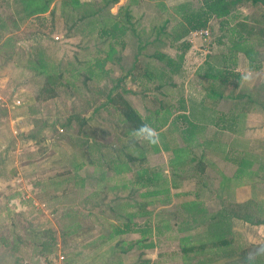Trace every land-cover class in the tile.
Masks as SVG:
<instances>
[{"label": "rangeland", "instance_id": "obj_1", "mask_svg": "<svg viewBox=\"0 0 264 264\" xmlns=\"http://www.w3.org/2000/svg\"><path fill=\"white\" fill-rule=\"evenodd\" d=\"M25 1L0 0V113L4 114V110L7 112L0 120V170L3 176L8 175L4 177L5 180L12 181L0 190V264H140V259H149L148 264H196L198 259L204 258L213 259L207 264H254L257 259H264L263 224L247 222L229 214L225 226L231 242L228 245H214L208 233L209 217L203 219L199 214H189L183 204L193 195L182 193L172 195L168 203L157 202L148 207L152 212L151 222L154 219L161 222L166 220L170 225L168 232L153 235V248L144 249L141 255L136 247L124 254L119 252L114 247L118 238L132 240L138 238L139 233L130 232L111 239L106 235L112 230V224L123 221L125 208L119 204L140 201V197H137V193L130 194L128 190H113L110 187L121 185L141 166L132 163L135 169L132 173L114 176L111 167L104 163L88 164L71 142H80L77 139L78 123L73 120L70 125L62 126L67 116L73 113L85 117L89 138L113 148L110 152L102 149L109 153H106V159H110L114 152H118L115 146L118 142L124 143V139L120 137L114 122L117 118L114 111L105 106L99 107L103 98L91 92V88L99 85L105 92L111 88L114 91L124 89V96L142 116L158 107L156 97L165 104L170 102L174 108L178 105V99L183 97L187 105V95L197 100L207 93L208 88L221 85L220 75L201 79L194 73L200 70L198 73L202 75V71H208L200 65L206 59V54L209 55L207 60L210 58L218 66L215 68L217 70L209 73L220 72L230 82L236 83L242 68L245 71L250 69L242 52L245 60L243 67L238 66V53L231 49L230 37L235 36L234 23L245 20L257 31L264 30V0H229L235 1L231 7L234 19L229 17L223 26L224 36H221L219 28L220 19L214 16L208 24L211 31L208 42L189 35L190 43L198 40L200 44L197 47L192 45L185 53L183 71L174 78L176 86L167 85L161 90L165 96L153 89L156 82L145 83L140 77L132 80V76L150 61L148 56L155 50L172 56L177 53L176 44H171L162 34L161 40L156 41L157 35L151 28L162 26L168 18L166 29L170 30L178 17L175 13L178 5L187 4L197 8L204 0H142L138 4H131L133 20L137 19L139 30L145 29L138 35H141L140 42L137 44L136 38L127 33L126 47L104 65L108 71L106 77L89 80L85 85H82L87 72L85 67L95 58H102L109 46L107 37H98L105 25L98 21L90 24L92 18L79 20L77 17L87 11L99 15L98 8L103 1L80 0L92 3L91 6L85 5V10L72 7L68 1L54 0L48 10L40 12L33 2L26 9ZM117 5L105 6L101 15L94 16V19H110L118 10ZM164 5L166 8H163ZM245 41V45L253 47L257 60L261 61V68L250 70L254 77L251 82L234 85L233 90L228 86L227 93L230 94L244 91L243 97H239L241 99L226 101L232 103V109L239 107L241 102L242 105L248 102L253 107L254 104L264 103L263 94L256 90L264 80V34ZM37 52L41 59L54 66V70L64 71L63 77L73 79L74 85L71 86L65 85L64 80L55 84L58 96L53 99L39 101L36 98L45 79L44 74L38 73L37 67L31 65ZM233 57H237L235 68L226 69V60ZM129 70L132 71L130 74ZM72 75H76L75 80ZM120 77H124L121 82L117 81ZM16 101H19L18 105ZM180 114H174L175 119ZM181 124L185 125V122H177V125ZM174 134L176 138L178 135L174 132L173 140ZM195 151L199 152L198 149ZM89 155L97 160L99 154L91 150ZM170 157V152L155 153L149 149L147 159L141 164L150 173L156 170L168 173ZM256 169L254 165V171ZM261 170L252 176L247 174L244 180H249V191L245 189L237 194L239 198L235 192H232L231 201H227V196L220 198L215 193H202L206 200L203 206L205 211L215 214L227 210L250 215L252 221L263 219L264 168ZM204 175L207 180L217 178L214 171H207ZM194 182V179L183 181L192 186ZM241 199L245 200L238 201ZM143 220L145 217L134 219L137 223ZM38 231L55 237V244L47 256L41 253L40 243H48L50 238L37 236ZM186 235L191 240H181ZM200 242L205 245L203 250L189 251V258L185 259L181 247L196 246ZM249 254H252L251 259Z\"/></svg>", "mask_w": 264, "mask_h": 264}, {"label": "trees", "instance_id": "obj_2", "mask_svg": "<svg viewBox=\"0 0 264 264\" xmlns=\"http://www.w3.org/2000/svg\"><path fill=\"white\" fill-rule=\"evenodd\" d=\"M31 1V2H30ZM54 0H26L25 6L27 7L33 2L36 3L39 7V11H45L49 9L50 4ZM68 1L71 6L75 8H83L85 5H92V3H83L80 0H62V2ZM119 0H103V6L98 8V13L101 15L102 10L105 6H111L117 3ZM235 1L227 0H205L203 3L197 7L192 8L187 4L178 5L175 9V13L178 16L175 24L170 30L166 29L169 19L166 18L163 22V25L157 28H152L156 33V41L161 40V34L163 37L168 38L171 41V44H176L177 53L175 56H172L168 53H165L161 50H155L150 57V61L145 63V67L140 68L136 75L132 76V80L137 78L143 79L145 83H154L153 89L161 92L164 86H176L174 78L177 75H180L183 71V60L185 53L189 50L191 43L189 42L188 36L192 30L208 27L209 20L214 16L219 21V28L222 31L221 36H224L223 32L225 31L223 26L227 24L228 18L234 19V15L231 13V7ZM187 5V6H186ZM33 6V5H32ZM166 8V7H163ZM24 9V10H26ZM86 10V9H85ZM32 11V10H31ZM30 12V9H29ZM97 13L84 12L79 15L77 18L79 20L92 18L89 23H95L96 21L105 25V28H101L98 37L108 39V50L102 58H95L90 64H88L85 69L87 72L82 81V85H85L86 82L92 79H102L107 75V69L104 65L108 61H112L115 58L120 50H123L126 46V41L124 37L127 34V31L132 30L134 27L133 15L130 13L129 9L119 8V10L109 17H103V20L94 19V16H99ZM234 34L235 36L230 37L232 42V48L238 52H242L246 59L248 60V66L250 70H257L261 68V61L257 60V54L253 51V47L245 45V40H248L250 37L259 36L264 34V30L257 31L254 26L248 24L245 20H236L234 23ZM221 36L220 40L221 41ZM35 59L31 60L32 67H37V72L44 74L45 79L43 85L37 95V100L45 101L48 99H53L58 96V91L55 84L64 80L65 85L71 86L74 85L73 79H67L64 76V71L54 70V66H51L46 59H41L39 52H37ZM236 55V54H235ZM147 57V58H148ZM237 64V57L233 59H227L225 62L226 69H234ZM35 65V66H34ZM132 71L129 70L128 74ZM78 76V73H77ZM127 76V74L125 75ZM75 77L76 75H72ZM122 78L120 77L117 81L121 82ZM91 92L98 94L103 99V103L99 107L105 106L106 109L114 111L116 119V127L118 129L119 135L124 139V143L118 142L115 146V149L118 150L117 153L106 159V153L113 150L109 145L98 142L95 139H90V132L86 129L87 119L82 117L79 113H73L72 115L67 116V120L62 124L63 127L68 126L74 120L78 123V137L77 140L71 141L74 146L80 152V156L85 158L88 164L101 165V163L106 166L111 167L113 170L114 176H120L122 174L132 173L135 169L132 167V163L140 164L139 168L135 170V174L125 179L121 185H113L110 187L113 190H128L130 194L137 193V197H140V201H125L120 203V207L125 208V213L123 215V221L117 224H112V230L106 235L107 238L119 237L120 235L126 233H139V237L126 240L124 238H118L114 244V247L119 250L121 253H127L133 247H136L140 250L139 254H143V250L147 248H153L155 242L152 240L153 235L159 236L169 230V223L167 221H158L153 220L151 222L150 215L152 212L148 209L149 206L160 202L168 203L172 194V188H178L181 185L182 180L186 179L188 172L191 171L190 164L194 163L195 170L193 171L192 177L198 184L197 176H201L205 172V165L203 161L196 160L190 155V148L187 143V140L194 135L197 131L193 127L192 123L188 120L187 115L185 114L186 105L183 97L178 99V105L173 107L170 102L162 101V99H156L159 101L158 107L154 110H149V114L146 116L140 115L135 107L124 96L123 90H113V88L106 90V92L101 89V87H96L95 89L91 88ZM165 96V93L163 94ZM88 103V102H87ZM88 105V104H87ZM181 108L183 110L180 116L188 124L186 127L179 129V134L181 136L182 142L178 143L177 141L171 142V136L176 130V119L171 120L172 115L177 111L176 109ZM184 112V113H183ZM113 114V115H114ZM114 115V117H115ZM142 123L150 124L153 128L159 133V143L155 146H150L146 142L143 144H137L136 148L132 151L129 150V140L130 133L133 129H136L142 125ZM176 124V125H175ZM87 138V139H86ZM81 139V140H80ZM90 141L88 142L87 140ZM107 149V152H103L102 149ZM156 152H170L171 157L169 158L170 162V171L167 173L163 170H156L152 173L147 171V168L143 166V163L147 159V150ZM91 150L98 152V159L94 160L89 154ZM109 155V153H107ZM121 154V155H120ZM99 160V164L97 163ZM252 163L251 159H243L237 168V173L239 175L243 174ZM189 167V168H188ZM180 170V171H179ZM195 174L197 176H195ZM100 179H103V176H100ZM199 194L196 192L194 194V199L190 201L187 200L186 204H183V207L191 215H201L203 219L209 217L210 221L208 222V233L212 238V243L214 245H228L231 240L225 223L227 224V216L237 217L245 221H250L254 223H259L264 225V218H257L252 221L250 215H240L238 213H232L230 211H217L215 214H207V211L197 202L195 199ZM205 211V212H204ZM230 214V215H229ZM137 217H145V220L142 223H137L134 221ZM155 218V217H154ZM227 220V221H226ZM37 236L43 237L47 236L50 238V242L40 243L41 253L45 256L51 252V248L55 244V237L50 236L48 233L43 231H38ZM181 240L189 241L191 240L189 235L182 237ZM204 244L200 242L196 246L190 245L182 246L181 250L184 254V258L188 259L189 251L192 250H203ZM213 261V259H198L196 264H207V262ZM140 264H148L149 259H140ZM254 264H264V259H257L254 261Z\"/></svg>", "mask_w": 264, "mask_h": 264}, {"label": "crops", "instance_id": "obj_3", "mask_svg": "<svg viewBox=\"0 0 264 264\" xmlns=\"http://www.w3.org/2000/svg\"><path fill=\"white\" fill-rule=\"evenodd\" d=\"M121 1V3L117 2L113 4H118L117 6H115L118 8V10L119 8H126L130 10L131 4H138L142 0ZM128 1L130 2L127 3ZM145 1L157 2L159 0ZM157 4L161 5V3ZM163 7H165V5ZM130 13L134 17V13L131 10ZM138 26L139 25L137 19H134L133 29L127 31V33H131L136 38L137 44L140 42L139 38L141 35L138 36L139 33L141 34L145 30H139ZM124 39L125 41H127L126 36L124 37ZM194 43H191V46L194 45V47H197L199 46L200 41L197 40ZM191 46L189 49H191ZM237 56L238 66L241 65V67H243V62L245 58H242V54L240 52H238ZM207 57H209V55L206 54V59L204 60L205 63L203 61L202 63L204 64L202 65L201 63L200 65L205 67L208 71H202V75L198 73L200 70H196L194 73L201 79H206V77L209 76L217 78V76L220 75L222 76L219 82L221 85L214 83L215 86L208 88V90L205 91L207 93H205V95L201 96L200 99L197 100H195L194 98H190L189 95H187L189 99H187L188 102L186 105L185 114L187 115L188 120L192 123L193 127L197 129L194 135H192L187 140V143L190 148V155L196 160L203 161L205 165L204 174L207 171H214L217 178H214L213 180L210 178L209 180H207L204 174H202L201 176H197L195 174V176L198 177L197 181L199 180L198 184H196V181L193 183V186L187 183H183V181L185 180L184 179L182 180L181 185L178 188L171 189L172 195L181 193L187 194L189 196L193 195V197L185 199L184 201H190V199L193 200L195 198L194 194L197 192L199 195L195 200L199 202L202 207L205 206L206 202L205 198H203L202 196V193H215L214 195H217L220 198L222 196H227V201H231V198L233 197L232 192H235L236 197H238L237 194L243 192L245 189L249 191V180H244V178L247 177V174L249 176L258 174V172L260 173V171H262L261 169L264 168V150L261 151L264 145V103L261 102L254 104L253 107V105H250L248 102H245L243 105L241 102V105H239V107H234L232 109V103H227L226 101H235L237 99H241L239 97H243L244 93H242V89V91H239L240 93L233 92L232 94L227 93V90L228 86L230 88L232 87V90L235 89V86L237 84L239 85V79L236 83H233L230 82V80L227 79V77L223 76L224 74L220 72H218V74L209 73L213 70H217L215 68H218V66L215 65L210 58H208L207 60ZM197 68L198 67H196V69ZM243 71H245V68H242L240 72ZM238 78L240 77L238 76ZM259 86L260 87H258L256 90L259 92L260 95L263 94L264 97V80L261 81ZM204 98L206 99L204 100ZM247 101H249V99H247ZM245 105H247L248 108H246ZM176 110L177 111L174 114L181 113L183 111L181 110V108ZM2 112H4V114L0 113V120L2 117H4V115L7 114L5 110ZM174 114L172 115L171 120L175 118ZM177 118L178 119L175 120L176 123L183 121L185 122V125H177V128L175 130V133L178 134L177 138L174 134L175 139L173 140L172 136L170 139L171 142L177 141L178 143H181L182 139L178 131H180L179 129L186 127L188 124H186V121H184L180 115H178ZM255 121H257V123H255ZM1 124L2 123H0V125ZM253 145L254 147H252ZM196 149H198L199 152H196ZM248 158L252 161L250 167L243 174L239 175L237 173V168L239 164L242 162L243 159ZM191 164L189 167L194 171L195 167H191ZM254 165L257 166L258 170L256 169L254 171ZM192 170L187 173L188 176L186 177V179H194L192 177L194 173ZM7 176H3L2 170H0V190L3 188V186H5L6 184L8 185L12 182L11 180H5ZM244 200L245 199H241L238 201ZM207 214L210 215L212 213L207 212Z\"/></svg>", "mask_w": 264, "mask_h": 264}, {"label": "clouds", "instance_id": "obj_4", "mask_svg": "<svg viewBox=\"0 0 264 264\" xmlns=\"http://www.w3.org/2000/svg\"><path fill=\"white\" fill-rule=\"evenodd\" d=\"M239 85L242 86L245 83L253 80L252 71H243L239 73ZM147 143L150 146H155L159 143V133L150 124L142 123V125L136 129H133L130 133L129 150L132 151L136 148L137 144ZM252 254H249L251 259Z\"/></svg>", "mask_w": 264, "mask_h": 264}, {"label": "built area", "instance_id": "obj_5", "mask_svg": "<svg viewBox=\"0 0 264 264\" xmlns=\"http://www.w3.org/2000/svg\"><path fill=\"white\" fill-rule=\"evenodd\" d=\"M190 37H199L201 39H203L204 41L209 40L210 38V35H211V31L208 27H204V28H199V29H195V30H192L190 33H189ZM189 42H192L191 39H189ZM207 52V51H206ZM19 101H16V104L18 105ZM14 104V102H13ZM14 104V106L16 105Z\"/></svg>", "mask_w": 264, "mask_h": 264}]
</instances>
